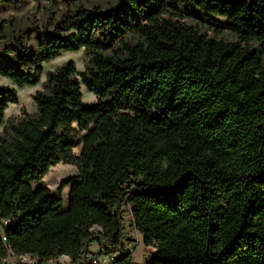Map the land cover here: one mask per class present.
Returning a JSON list of instances; mask_svg holds the SVG:
<instances>
[{
	"label": "trees",
	"instance_id": "obj_1",
	"mask_svg": "<svg viewBox=\"0 0 264 264\" xmlns=\"http://www.w3.org/2000/svg\"><path fill=\"white\" fill-rule=\"evenodd\" d=\"M69 1L61 26L35 30L36 52L11 38L0 55L18 88L65 52L86 58L82 71L67 60L45 72L35 112L3 125L0 261L91 264L92 243L127 240L125 202L152 248L144 264H264V0ZM17 102L0 86V124ZM58 163L78 174L54 195L42 179Z\"/></svg>",
	"mask_w": 264,
	"mask_h": 264
},
{
	"label": "rangeland",
	"instance_id": "obj_2",
	"mask_svg": "<svg viewBox=\"0 0 264 264\" xmlns=\"http://www.w3.org/2000/svg\"><path fill=\"white\" fill-rule=\"evenodd\" d=\"M72 2L59 1V0H21L17 5H3L0 4V22L3 21L5 27V41H0V55H7L4 48L8 47L9 40L11 38H21L22 46L27 47L30 51L36 52V40L37 35L35 30L50 32L53 31L55 27L61 26L65 15L71 13ZM104 6V5H103ZM188 22H192L187 20ZM59 35L65 36L67 31H59L55 29ZM207 33H210L206 30ZM217 38L223 37L228 40H234V38L228 34L224 33L222 35L216 36ZM1 58V57H0ZM85 55L82 49L75 52H65L59 57L43 64L44 73L42 74L40 80L35 85L24 86L18 88L10 80L0 77V86L14 88L17 96L18 102L16 104H9L5 109L4 117L2 123L0 124V134L9 117H20L21 110L24 109L28 113H34L36 107L32 101V95L37 90L43 89L44 74L48 70H54L59 65L63 64L67 60H73L76 69L82 71L84 69ZM82 88V102L85 105H92L95 102V96L89 92L83 85ZM80 146L73 149L74 154H79ZM78 169L74 165L58 163L50 167L48 173L42 179V183L45 184L51 191L56 189L59 181L64 178L71 176H77ZM68 197V187L66 186L62 190V205L65 208L67 206ZM126 226L127 243H135L129 245L131 248V264H144L145 257L149 254L150 248L146 247L141 240V235L129 226V218L124 219ZM138 241V242H137ZM96 244V243H92ZM97 245V244H96ZM97 248L94 253L97 252ZM29 255H26L24 263L29 261ZM5 263V262H4ZM15 263V260L12 264ZM1 264V263H0Z\"/></svg>",
	"mask_w": 264,
	"mask_h": 264
},
{
	"label": "built area",
	"instance_id": "obj_3",
	"mask_svg": "<svg viewBox=\"0 0 264 264\" xmlns=\"http://www.w3.org/2000/svg\"><path fill=\"white\" fill-rule=\"evenodd\" d=\"M120 210H121V217H122L123 221L126 217H128L129 218V226L132 227L131 226L132 214H131L130 206L124 202L120 205ZM132 244H135V243H127V240H126L125 242H123V244L121 246H117L116 248H114L111 251H106V249H104L103 247L98 246L97 252L95 253L96 256L94 258H92L91 264H118L116 262V260L118 258H120L123 253H126L127 251L130 252L132 249L129 248V245H132ZM25 256L26 255L18 257V261L21 263H24L23 259L25 258ZM15 260H16V258H15ZM4 262H5V259H2L0 261L1 264L2 263L5 264ZM36 262H37L36 259L30 256L29 261L27 263L26 262L25 263L26 264H36ZM42 264H57V263L53 260H49V261H46Z\"/></svg>",
	"mask_w": 264,
	"mask_h": 264
},
{
	"label": "crops",
	"instance_id": "obj_4",
	"mask_svg": "<svg viewBox=\"0 0 264 264\" xmlns=\"http://www.w3.org/2000/svg\"><path fill=\"white\" fill-rule=\"evenodd\" d=\"M96 248H97V245L96 244H92L89 247V251L91 253H94L95 250H96ZM148 248H150L149 252L152 251V248L151 247H148ZM14 260H15V258L10 253H8V255H7L6 259H5V264H12ZM54 261L57 264H69L70 259L67 256H60L59 258H57Z\"/></svg>",
	"mask_w": 264,
	"mask_h": 264
},
{
	"label": "water",
	"instance_id": "obj_5",
	"mask_svg": "<svg viewBox=\"0 0 264 264\" xmlns=\"http://www.w3.org/2000/svg\"><path fill=\"white\" fill-rule=\"evenodd\" d=\"M52 193L55 195V194L57 193V190L54 189V190L52 191Z\"/></svg>",
	"mask_w": 264,
	"mask_h": 264
},
{
	"label": "bare ground",
	"instance_id": "obj_6",
	"mask_svg": "<svg viewBox=\"0 0 264 264\" xmlns=\"http://www.w3.org/2000/svg\"><path fill=\"white\" fill-rule=\"evenodd\" d=\"M81 88H82V86H81Z\"/></svg>",
	"mask_w": 264,
	"mask_h": 264
}]
</instances>
